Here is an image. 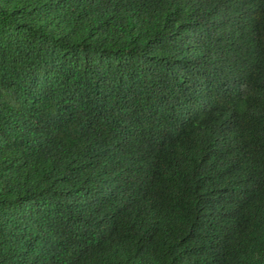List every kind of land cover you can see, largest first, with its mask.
I'll return each mask as SVG.
<instances>
[{
    "label": "trees",
    "instance_id": "1",
    "mask_svg": "<svg viewBox=\"0 0 264 264\" xmlns=\"http://www.w3.org/2000/svg\"><path fill=\"white\" fill-rule=\"evenodd\" d=\"M0 264H264V0H0Z\"/></svg>",
    "mask_w": 264,
    "mask_h": 264
}]
</instances>
